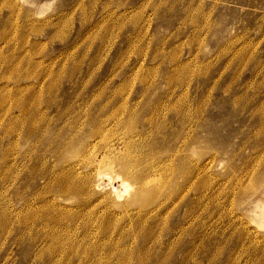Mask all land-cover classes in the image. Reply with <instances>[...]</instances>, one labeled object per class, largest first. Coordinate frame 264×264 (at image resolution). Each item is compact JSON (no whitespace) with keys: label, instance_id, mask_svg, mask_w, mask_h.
Returning a JSON list of instances; mask_svg holds the SVG:
<instances>
[{"label":"rangeland","instance_id":"374dc122","mask_svg":"<svg viewBox=\"0 0 264 264\" xmlns=\"http://www.w3.org/2000/svg\"><path fill=\"white\" fill-rule=\"evenodd\" d=\"M0 104V264H264V0H0Z\"/></svg>","mask_w":264,"mask_h":264},{"label":"bare ground","instance_id":"6f19581e","mask_svg":"<svg viewBox=\"0 0 264 264\" xmlns=\"http://www.w3.org/2000/svg\"><path fill=\"white\" fill-rule=\"evenodd\" d=\"M4 103V102H3ZM0 105H2V104H0ZM31 110V109H30ZM32 112V111H31ZM25 115V114H24ZM22 120V119H21ZM46 120V119H45ZM25 121V120H24ZM44 122V121H43ZM102 122V121H101ZM20 123V122H19ZM29 124V123H28ZM15 126V125H14ZM23 126V125H22ZM72 126V125H71ZM100 130H101V128H99ZM95 130H97V129H95ZM100 130L98 131L97 130V136H96V139L98 138V137H101V134H103L104 132V130L102 129V131L100 132ZM27 131V130H26ZM96 134V133H95ZM93 136V135H92ZM70 137V136H69ZM122 140H123V138H122ZM126 140V139H125ZM116 141V140H115ZM121 143V142H120ZM125 147L127 148V147H129V146H132L131 145V142L130 141H125ZM91 144H93V143H91ZM72 145V144H71ZM110 146V145H109ZM109 148V147H108ZM131 148V147H130ZM125 149V148H124ZM133 149L134 148H132L131 149V151H133ZM109 151H110V149H108ZM108 150H106V152L108 151ZM117 150V149H116ZM85 151V150H84ZM111 151H113V150H111ZM110 151V152H111ZM125 151V150H124ZM129 151V150H128ZM110 152L108 153V155L109 156H107V158H108V160H106V164H101V162H100V164L99 165H97L96 167H97V174H96V178H95V180H92L91 182H90V180L89 179H86L85 180V182H80V184L78 183V182H75L73 179H72V176L71 175H69V180H70V182H71V184H72V187L74 188V190L75 191H77V192H80V193H82V192H85V190L88 192V189L91 191V189H93L94 190V188L96 189V190H99V192H102V191H104V192H106L107 193V191H105V189H107V186H105V185H107V184H104L103 183V178L104 177H108V176H110V175H113L115 172L117 173L118 172V174L115 176V177H113V178H110L111 180H110V185H111V182L113 183V181H120L121 183V185H120V187H119V189H112L111 190V192H110V198H112L113 200L111 201L112 202V204H111V206L110 207H108V208H106L105 209V212H104V214L102 215V219L103 220H108L109 221V219L111 218V215H113V213H112V211H111V207L112 206H115V207H119L120 209H122V210H124V211H126V212H129L128 210L133 206V204L131 203V202H129V201H126L125 202V200H126V198H125V195L127 194V193H129V191H130V189L132 188H135V196L138 198V200L136 201V203L135 204H137V203H140L141 202V199H147V198H149V195H150V192H151V190L150 189H148L147 187L149 186H151L152 184H148V179H146V177L148 176V169L147 170H144V169H140V167H139V165H138V161L137 160H133V161H131V157L132 156H130V158H128V154L126 153V156H127V158L129 159L128 161L126 160V159H123L122 161H114V160H116L115 159V157H117V156H113V160L111 159V157H110ZM112 153V152H111ZM116 154H117V152H115ZM124 153V152H123ZM134 156H136V152H134ZM112 155H114V154H112ZM130 155V154H129ZM133 155V154H132ZM144 156V155H143ZM119 157V156H118ZM118 157H117V159H118ZM122 157V156H121ZM123 157H125V154H124V156ZM141 157V156H140ZM97 158V157H96ZM136 158V157H135ZM135 158H133V159H135ZM139 158V157H138ZM137 158V159H138ZM119 159H121L120 157H119ZM105 161V160H104ZM129 161H131V162H129ZM88 162V161H87ZM119 163V164H118ZM84 164V163H83ZM98 164V163H97ZM79 165V163L78 162H76V163H71L70 165H69V167H70V169H74L75 167H77ZM145 165V164H144ZM143 165V166H144ZM95 167V168H96ZM152 167H153V165H152ZM146 168V167H145ZM151 173V172H150ZM78 174V173H77ZM150 175V174H149ZM89 178V177H88ZM92 178V177H91ZM148 178V177H147ZM62 180V179H61ZM65 181H66V178H65ZM117 181V182H118ZM153 182V181H152ZM164 183V182H163ZM109 185V186H110ZM163 185H165V184H163ZM108 186V187H109ZM158 186V185H157ZM160 186V185H159ZM152 187V186H151ZM150 187V188H151ZM162 187V186H161ZM157 188V187H156ZM159 189V187L157 188V190ZM161 189V188H160ZM159 189V190H160ZM164 189V188H163ZM73 190V189H72ZM109 190V189H108ZM134 190V189H133ZM95 192V191H94ZM134 192V191H133ZM178 192V191H177ZM91 193V192H90ZM103 193V192H102ZM152 193V192H151ZM179 193V192H178ZM108 194V193H107ZM130 194V193H129ZM129 194H127V196L129 195ZM153 194V193H152ZM69 195V194H68ZM78 195H79V193H78ZM101 195V194H100ZM106 195V194H105ZM74 196V195H73ZM76 196V195H75ZM134 196V197H135ZM78 197V196H77ZM97 197V196H96ZM87 202H84V203H81L80 202V204H81V206L82 205H84V206H86L85 204H86ZM147 203V202H146ZM53 204V203H52ZM79 204V205H80ZM53 206V205H52ZM88 206V205H87ZM51 207V206H50ZM49 207V208H50ZM83 207V206H82ZM69 212V211H68ZM64 213V212H63ZM99 213V212H98ZM98 213H95L94 215H98ZM151 214L153 215V212L152 211H148L147 213H138V216H137V218H139V219H142V220H148V218L151 216ZM264 215V214H263ZM100 217H101V215H99ZM114 216V215H113ZM129 217V216H128ZM116 229V228H115ZM55 232H56V230H55ZM67 234V233H66ZM149 235H151V233H149ZM149 235H148V233H147V238L149 237ZM153 236V235H152ZM51 238V237H50ZM65 240V239H64ZM74 247V246H73ZM125 247V246H124ZM69 249V248H68ZM73 250V249H72ZM98 250V249H97ZM127 250V249H126ZM206 250V249H205ZM70 251V250H69ZM77 252V251H76ZM77 255V254H76ZM120 256H122V255H120ZM54 260V259H53ZM101 263V262H100ZM104 263V262H103ZM60 264V263H59ZM122 264V263H121ZM124 264V263H123Z\"/></svg>","mask_w":264,"mask_h":264}]
</instances>
